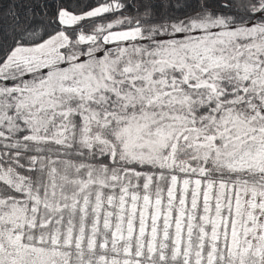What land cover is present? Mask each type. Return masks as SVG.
<instances>
[{
	"label": "snow or ice",
	"instance_id": "1",
	"mask_svg": "<svg viewBox=\"0 0 264 264\" xmlns=\"http://www.w3.org/2000/svg\"><path fill=\"white\" fill-rule=\"evenodd\" d=\"M0 264H264V0H0Z\"/></svg>",
	"mask_w": 264,
	"mask_h": 264
}]
</instances>
